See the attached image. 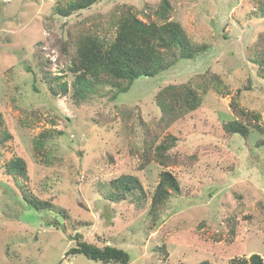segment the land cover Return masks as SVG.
Masks as SVG:
<instances>
[{
    "label": "rangeland",
    "instance_id": "1",
    "mask_svg": "<svg viewBox=\"0 0 264 264\" xmlns=\"http://www.w3.org/2000/svg\"><path fill=\"white\" fill-rule=\"evenodd\" d=\"M68 1L0 0V116L11 135L0 147V264H102L65 254L76 233L126 252L130 264H229L252 254L264 262V79L251 62L264 19L254 15L253 0H169L170 19L205 50L138 78L115 99L104 87L78 104L67 72L60 81L68 92L59 97L33 77V55L58 75L67 63L61 40L85 32L111 41L108 15L117 5L133 6L142 19L160 0H103L63 17L57 9ZM170 85L194 89L199 105L165 124L154 98ZM232 99L260 115L262 133L242 138L223 130L234 119ZM168 136L177 140L162 166L152 148ZM13 157L26 165L19 186L4 171ZM162 171L180 192L169 196L155 225L149 199L137 208L104 198L121 175L135 176L150 197ZM25 191L53 210L29 209Z\"/></svg>",
    "mask_w": 264,
    "mask_h": 264
},
{
    "label": "trees",
    "instance_id": "2",
    "mask_svg": "<svg viewBox=\"0 0 264 264\" xmlns=\"http://www.w3.org/2000/svg\"><path fill=\"white\" fill-rule=\"evenodd\" d=\"M101 1L103 0H69L63 8L57 9V13L68 17L72 13L89 9ZM253 5L254 15L264 19V0H253ZM171 11L169 0H160L150 14L142 12L140 19L133 6L117 5L108 15L110 26L115 27L114 38L111 41H101L97 36L85 32L69 36L67 40H61L58 46L59 52L67 56L64 69L58 72L62 76L52 75L48 69L47 59L39 53L33 55V62L38 72L31 73L35 79L38 78V81L45 84L51 96L59 97L68 92L66 82L60 81L67 72L73 78L71 91L76 104L104 87L110 89V99H115L119 94L127 92L138 78L154 77L172 67L177 61L192 60L205 50L204 46H196L189 41L180 25L170 19ZM255 53L256 56L251 62L256 66L257 74L264 79L263 35L257 40ZM26 69L31 71L30 67ZM236 95L238 96V91ZM234 99L229 103L234 119L226 122L223 130L242 138L250 132L262 133L259 124L260 115L245 111ZM154 100L161 114L159 121L167 124L177 119L183 112L195 110L199 105V94L188 85H170L159 90ZM44 137L41 135L36 141V151L43 148ZM10 138V133L1 128L0 116V147ZM176 140L175 137L168 136L167 141L153 147L154 160L165 166V159L170 158V151ZM147 149L151 148H145L144 151ZM144 151L143 156L146 157L148 153ZM171 162L176 163L175 159ZM4 168L5 174L17 182V186L21 181H26V165L21 158L9 159ZM110 185L114 190L104 197L108 202H126L139 208L149 199L148 215L152 218L151 225L156 224L153 219L164 207L169 196L180 192L178 181L168 171L160 172L158 183L150 197L133 175H121L111 180ZM21 197L25 206L33 211L51 212L54 208L50 201H41L29 192H23ZM230 230L233 232V228ZM72 240L74 246L65 253L66 255H82L90 261L102 264H130L128 254L111 245L105 243L96 246L84 241L78 233ZM229 264H264V262L258 255L252 254L248 260L232 259Z\"/></svg>",
    "mask_w": 264,
    "mask_h": 264
}]
</instances>
